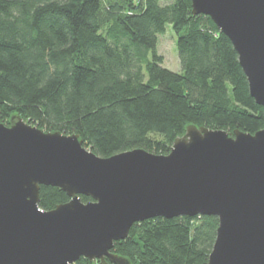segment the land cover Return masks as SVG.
<instances>
[{"label": "trees", "instance_id": "trees-1", "mask_svg": "<svg viewBox=\"0 0 264 264\" xmlns=\"http://www.w3.org/2000/svg\"><path fill=\"white\" fill-rule=\"evenodd\" d=\"M168 24L180 72L157 52ZM12 115L77 133L102 157L134 148L167 154L189 124L264 128L231 41L209 16L192 14L191 0H0V121ZM39 195L44 210L69 200L50 185ZM217 227L213 215L153 217L111 251L130 264H207Z\"/></svg>", "mask_w": 264, "mask_h": 264}, {"label": "water", "instance_id": "water-1", "mask_svg": "<svg viewBox=\"0 0 264 264\" xmlns=\"http://www.w3.org/2000/svg\"><path fill=\"white\" fill-rule=\"evenodd\" d=\"M191 12L228 37L264 108V0H191ZM41 185L69 200L42 209ZM204 215L218 218L207 264H264V128L189 124L167 154L134 148L102 157L77 133L19 115L0 121V264H130L111 249L135 222Z\"/></svg>", "mask_w": 264, "mask_h": 264}, {"label": "rangeland", "instance_id": "rangeland-1", "mask_svg": "<svg viewBox=\"0 0 264 264\" xmlns=\"http://www.w3.org/2000/svg\"><path fill=\"white\" fill-rule=\"evenodd\" d=\"M177 36L170 24L166 26L164 33L158 35L157 52L163 56L162 65L166 68L180 72L181 66L176 47Z\"/></svg>", "mask_w": 264, "mask_h": 264}]
</instances>
